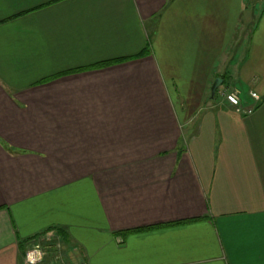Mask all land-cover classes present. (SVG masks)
Here are the masks:
<instances>
[{"label":"crops","instance_id":"1","mask_svg":"<svg viewBox=\"0 0 264 264\" xmlns=\"http://www.w3.org/2000/svg\"><path fill=\"white\" fill-rule=\"evenodd\" d=\"M244 3L0 0V264L49 230L64 264H264V5L233 49Z\"/></svg>","mask_w":264,"mask_h":264},{"label":"built area","instance_id":"2","mask_svg":"<svg viewBox=\"0 0 264 264\" xmlns=\"http://www.w3.org/2000/svg\"><path fill=\"white\" fill-rule=\"evenodd\" d=\"M217 94L227 103L232 111L241 116L250 115L258 107L261 99L253 91L248 93L249 104H245L239 94L235 91H228L224 86L217 88ZM59 239L56 230H49L43 234L33 236L24 241L23 263L24 264H63L59 254V244L53 240ZM53 247L55 256L47 261L50 248Z\"/></svg>","mask_w":264,"mask_h":264},{"label":"rangeland","instance_id":"3","mask_svg":"<svg viewBox=\"0 0 264 264\" xmlns=\"http://www.w3.org/2000/svg\"><path fill=\"white\" fill-rule=\"evenodd\" d=\"M244 4L247 5L246 8H248V10L246 9L245 10L246 12L244 13V16H245L244 18H245V20H247L248 24L239 21V25L237 27V30L235 31V34L233 35V40L231 41V48H233V49H234V46L238 42L239 43L241 41L245 42V38H246L247 34L249 33V30L255 24L256 18H257L258 14H259L258 13L259 10L264 5V0H245ZM245 27H246L247 30H245ZM49 259H51V257L48 258L47 261H49ZM62 263L64 264L63 261H62Z\"/></svg>","mask_w":264,"mask_h":264},{"label":"water","instance_id":"4","mask_svg":"<svg viewBox=\"0 0 264 264\" xmlns=\"http://www.w3.org/2000/svg\"><path fill=\"white\" fill-rule=\"evenodd\" d=\"M223 83V80L221 78H216L214 79L211 87H210V97L211 99L214 97L215 92L217 90L218 87H220Z\"/></svg>","mask_w":264,"mask_h":264},{"label":"trees","instance_id":"5","mask_svg":"<svg viewBox=\"0 0 264 264\" xmlns=\"http://www.w3.org/2000/svg\"><path fill=\"white\" fill-rule=\"evenodd\" d=\"M146 51V50H145Z\"/></svg>","mask_w":264,"mask_h":264}]
</instances>
